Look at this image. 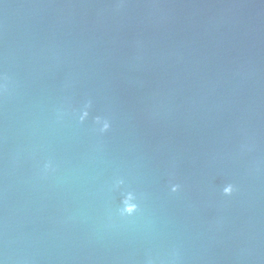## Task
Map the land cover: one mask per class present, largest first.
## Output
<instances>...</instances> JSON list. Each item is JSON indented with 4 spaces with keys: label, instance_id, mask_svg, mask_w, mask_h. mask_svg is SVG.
<instances>
[{
    "label": "water",
    "instance_id": "obj_1",
    "mask_svg": "<svg viewBox=\"0 0 264 264\" xmlns=\"http://www.w3.org/2000/svg\"><path fill=\"white\" fill-rule=\"evenodd\" d=\"M5 75L4 264H264V0H0Z\"/></svg>",
    "mask_w": 264,
    "mask_h": 264
},
{
    "label": "clouds",
    "instance_id": "obj_2",
    "mask_svg": "<svg viewBox=\"0 0 264 264\" xmlns=\"http://www.w3.org/2000/svg\"><path fill=\"white\" fill-rule=\"evenodd\" d=\"M0 79L7 81V76H2ZM0 90H6V84H0ZM86 107H90V104H88ZM88 116L87 110L83 111L82 115L80 116L81 121H83ZM96 123L100 125V131L104 132L107 131L110 127V124L107 120H101L99 117L96 118ZM50 165L46 164L45 169H48ZM178 185L172 186V191L176 192L178 190ZM223 194L226 196H230L234 191V185L231 183L225 184L223 189ZM138 210V205L135 203H130L129 201L125 200L123 202V207L121 209V215H133ZM0 264H4L3 260H0Z\"/></svg>",
    "mask_w": 264,
    "mask_h": 264
}]
</instances>
